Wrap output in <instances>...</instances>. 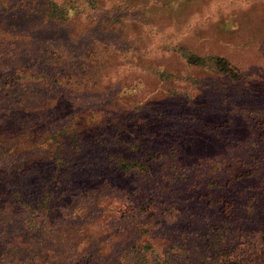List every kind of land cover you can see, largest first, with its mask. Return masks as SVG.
Instances as JSON below:
<instances>
[{"label": "rangeland", "instance_id": "obj_1", "mask_svg": "<svg viewBox=\"0 0 264 264\" xmlns=\"http://www.w3.org/2000/svg\"><path fill=\"white\" fill-rule=\"evenodd\" d=\"M3 1L6 9L0 8V41L6 39L11 44L7 53H0V71L5 75L0 85L4 82L10 85V80L17 77V71L25 73V77L23 82L14 81L12 88L0 91V108L14 105L25 91L51 92L53 96L47 95L51 101H56V94L61 92L66 104L56 108L58 112L52 116L56 119L70 108L72 102L89 108L110 105L119 85H141L142 93L155 87L158 99L149 97L161 113L156 118L155 130L146 136L150 139L148 143L159 149L163 144L177 145L183 136L185 147L181 152L200 158V166L186 171L183 181L175 179L169 183L165 178L169 165L163 156L153 163L156 173L153 180L142 179L137 174L126 179L115 176L112 185L71 191L60 200L61 205L53 218L46 219L44 226L38 225L34 230L23 227L16 215L8 217L0 212V234L5 237L2 242L5 245L1 247L10 242L12 253H16L3 264H18L14 261L27 257L33 249L29 248L38 246L43 247L40 252L51 261L50 264H105L106 259L111 261L108 263L116 264L115 255L121 253L118 248L132 242L134 224L144 219L159 226L158 235L170 237L171 232L179 234L184 229L202 233L210 225H221L229 218L233 235H236L233 241L249 246V233L263 224L260 219H253L258 214L264 217L262 199L258 198L256 205L251 207L252 196L264 189V38L260 40L264 36V27L260 33H255L258 19L250 17L253 20H243L234 34L233 22L229 26L230 32L222 29L225 17L247 10L249 0H212L183 22L160 15V20L149 25L150 30L144 31L143 35L137 33L138 25L143 23L137 11H118L121 18L102 17L100 14L104 13H100L93 20L83 19L80 23L70 20L61 26L43 18L41 0ZM252 34L260 35L257 42L263 41L262 48L258 49V45L251 42ZM177 40L190 43L198 52L218 53L228 56L232 62L233 59L240 61L243 79L232 82L224 76L197 71L198 83L168 84L178 87L201 85L193 90L194 100L186 101L180 96L166 94L162 86L165 84L152 74V70L159 67L165 71H180L181 75L187 73L176 56L163 51L164 45ZM38 73L44 74V80L38 79ZM56 74L58 82L54 83L52 78ZM68 80L73 81L70 85H75L78 90H63ZM53 85L62 86L57 89ZM80 85H88V88L83 89ZM158 85L162 87L156 89ZM138 89L130 91V101L137 97L134 95ZM146 95L141 94L143 98ZM122 112L120 109L113 113L108 111L106 124L99 128V133L110 130L107 136V133L102 136L104 139L110 137L113 125L126 117ZM124 127L123 136L129 140H134L136 135L140 141L138 136L143 137L145 133V128H140L138 123L136 126L124 124ZM99 133L93 132L95 141ZM106 151L95 146L88 149L90 159L95 155L100 162ZM18 159L21 158L14 160ZM0 161L3 166L19 162H10L5 156H0ZM218 172L221 173L217 175ZM108 173L110 177L114 175L110 170ZM232 176L233 181L228 185L226 181ZM208 182L209 190L224 196V203L230 205L227 212L224 204L207 205L205 199H197L190 205L186 202V207L184 202L177 213L170 210L172 201L185 195L186 186L198 184L203 187ZM158 185L164 190H159ZM61 188L63 186L55 191ZM119 188L123 190L117 191ZM151 192L156 196V202L147 210L136 208L134 201L150 196ZM89 209L91 213H88ZM29 225L35 227V224ZM6 228H9L7 233ZM88 233L93 236L98 233L99 239L88 238ZM191 245L189 242L187 247ZM95 253L100 258L92 257ZM195 257L201 263L199 257Z\"/></svg>", "mask_w": 264, "mask_h": 264}, {"label": "trees", "instance_id": "obj_2", "mask_svg": "<svg viewBox=\"0 0 264 264\" xmlns=\"http://www.w3.org/2000/svg\"><path fill=\"white\" fill-rule=\"evenodd\" d=\"M41 1L43 18L52 24L61 26L70 20H74L73 23H80L83 19L93 20L100 13H104L100 14L102 17L121 18L122 15L118 11H137L143 22L138 25L137 33L143 35L144 31L150 30L149 25L160 20V15L177 22H183L192 14L197 13L200 8H204L205 3L212 0ZM0 6L1 9H6L5 1L0 0ZM250 17L258 19L254 31L257 34L260 33L264 27V0H249L247 10H240L225 17L222 29L225 32H230L229 26L233 22L234 34L243 20H253ZM257 34H252L249 39L260 49L263 41L257 42V38L260 36ZM262 38L264 36H261L260 40ZM135 39L138 40V37ZM197 39L199 40L198 36ZM139 41L142 40L139 39ZM0 44L3 45L0 47V53H7L10 50L9 44L11 43H7L6 39H2ZM163 51L176 56L187 69V73L184 75H181L180 71H165L159 67L152 70V74L165 84L162 86L168 95L180 96L186 101L194 100L193 90L201 85L178 87L179 85L168 84L182 81L198 83L200 77L197 76V71L224 76L232 82L243 79V67L240 65V61L233 59L232 62V59L226 55L201 53L194 49L190 43L180 42V40L164 45ZM16 74L17 77L10 80V85H5L8 84L6 82L0 85V91L12 88L14 81L23 82L22 78L25 77V73L17 71ZM4 76V73L0 71V80H3ZM37 76L40 81L44 80L43 73H38ZM54 78L52 81L57 83V74ZM72 83L74 82L68 80V85H63V90L69 92L78 90V87H74L75 85H70ZM55 86L58 89L62 85H53V87ZM80 86L83 89L88 88V85ZM140 86L119 85L112 95L111 104L102 108H89L72 102L70 108L56 119H52L53 113L58 112L56 108L66 104L63 101L64 97L61 98V92L56 94L58 96L56 101H51L48 97L53 96L51 92L41 94L40 92L25 91L19 95L20 97L14 105L4 109L0 108V156L9 158L10 162L19 161L18 164L9 166H3L0 161V212L5 213L8 217L16 215L23 227L27 226L28 229L31 227V230H34L38 225L44 226L46 219L53 218L61 205L60 200L71 191L95 188L105 184L112 185L115 176L126 179L132 174H137L142 179L153 180L156 176L153 163L161 160L163 156L167 158L169 165L165 174L169 183L175 179L183 181L186 171L200 166V158L185 156L181 152L185 147L183 136L177 145L163 144L159 149L153 148L148 143L150 139L146 136L155 130V121L161 111L156 104L152 105L149 97L152 95L154 99H158L155 96V87L149 92L142 93ZM162 86L158 85L156 89ZM172 86H177L176 88L179 89L176 90ZM134 88H139L134 95L137 97L130 101V91ZM146 93L148 95L143 98L141 94ZM117 109L123 110L122 113L126 117L121 120V123L114 124L110 137L104 139L102 136L110 130L99 133V128L106 124L105 120L109 118L108 111L113 113ZM95 116L97 117L95 118ZM194 116L197 115L194 114ZM96 120H100V122ZM137 123L140 128H145L143 137L138 136L140 141L136 135H134V140L124 137L123 134L126 132L124 124L136 126ZM94 131L99 133L97 141L93 137ZM107 135L108 133L105 136ZM93 146L102 151L107 149L101 162L95 155L93 159H90L88 149L91 150ZM17 158L21 159L14 160ZM79 166L83 169H80ZM108 170L114 175L110 177ZM220 173L218 172L217 175ZM231 180L233 181V176L226 183L229 185ZM209 184L210 182L203 187H199L198 184L186 186L187 192L184 196L177 197L172 201L169 206L170 210L177 213L181 210L180 206L184 202L183 206L186 207V202L190 205L197 199H205L207 205L223 206L224 204V211L227 212L230 205L224 203V196L210 191ZM61 186L63 188L55 191ZM158 187L159 190H164L160 185ZM121 190L123 189H117L120 192ZM252 198L251 207L256 205L258 198L264 201V189ZM155 199L156 196L151 192L150 196L136 199L134 203L136 208L147 210L156 202ZM259 207L261 208L260 205ZM66 208L68 209V207ZM88 213H91L90 209ZM37 219L41 222H36ZM257 219H260L259 222L262 221L263 224L261 223L259 229L249 233L251 234L247 241L249 246L241 245L240 241L237 243L233 241L236 235H233V227L229 218H226V221L221 225L215 223L210 225L202 233L184 229L179 234L171 232L170 237H163L161 233L158 235L157 227L159 228V226L144 219L134 224L135 234L132 242L127 247L118 248L121 253L115 255V261H117L116 264H264V217H259L258 214L253 220ZM90 220L95 221L92 217ZM29 224H35V227ZM8 230L9 228H6V233ZM98 236V233L95 236L88 233L90 239H99ZM4 238L0 234V264L16 254L12 253V249L9 247L10 242L5 247H1L5 245L2 243ZM189 242H192L191 247H187ZM29 249H32V252L27 257L14 262L18 264L51 263L41 254L42 246ZM195 256L199 257L198 260H201V263L197 262ZM92 257L100 258L97 253ZM177 259L180 260V263L177 262ZM108 261L110 260L106 259L105 264H111Z\"/></svg>", "mask_w": 264, "mask_h": 264}]
</instances>
